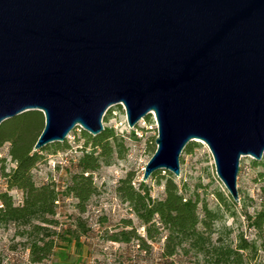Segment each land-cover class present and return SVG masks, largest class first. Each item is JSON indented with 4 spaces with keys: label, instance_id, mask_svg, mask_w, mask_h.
<instances>
[{
    "label": "water",
    "instance_id": "1",
    "mask_svg": "<svg viewBox=\"0 0 264 264\" xmlns=\"http://www.w3.org/2000/svg\"><path fill=\"white\" fill-rule=\"evenodd\" d=\"M115 105L156 117L143 182L199 140L239 203L242 158L264 157V0H0V125L42 112L38 151Z\"/></svg>",
    "mask_w": 264,
    "mask_h": 264
},
{
    "label": "rangeland",
    "instance_id": "2",
    "mask_svg": "<svg viewBox=\"0 0 264 264\" xmlns=\"http://www.w3.org/2000/svg\"><path fill=\"white\" fill-rule=\"evenodd\" d=\"M150 115L131 128L123 105H115L108 110L103 119L104 128L113 129L120 137L123 147L116 149L110 165L103 164L94 173L97 192L84 214L76 208L75 198L63 194L71 176L78 171L77 164L84 153V130L77 127L69 134L63 142L68 144V149L54 152L51 148L44 152V160L33 170L34 180L38 186L54 183L61 195L56 208L57 226L54 228L58 233L57 247L53 255L40 264H194L198 258L204 264H215L213 257L207 259L194 252H180L172 259L165 258L164 239L158 237L154 241L149 240L145 227L117 192L120 182L130 173L134 175L135 187L139 188L146 165L157 150V121L154 114ZM195 143L198 145L193 148L192 153L186 151L190 143L181 155L180 176L176 177L163 170L161 175H173L186 198L194 197L201 201V218L203 203L219 212V219L214 226V239L220 237L224 243L234 245L237 237L242 235L248 242H257L258 249L244 252L241 262L231 264H264V235L250 227L245 217V213L254 215L262 207L264 164L254 166L255 160L252 157L242 158L238 190L241 191L245 205L237 203L236 215L233 216L219 205L216 193L221 192L225 196H229V193L217 176L212 153L202 141L197 140ZM9 148V143L0 148V159L6 160L7 171L15 167L9 156ZM261 162L264 163V157ZM1 166L0 162V194L8 191L15 204L19 205L22 203V193L8 190L6 180L1 174ZM145 183L153 198H164L165 181L160 180L159 176H151ZM128 221L132 222L137 234L147 242L146 249L140 248L138 240L130 243L109 240L111 233L130 229L126 228ZM81 223L86 231L79 226ZM23 233V228L14 223L0 226V264H34L30 261L29 242ZM72 233L80 237L78 244L64 241Z\"/></svg>",
    "mask_w": 264,
    "mask_h": 264
},
{
    "label": "trees",
    "instance_id": "3",
    "mask_svg": "<svg viewBox=\"0 0 264 264\" xmlns=\"http://www.w3.org/2000/svg\"><path fill=\"white\" fill-rule=\"evenodd\" d=\"M150 116L148 115V118ZM44 125V114L39 111L23 113L0 125V148L9 143V156L15 163V167L7 171L6 160L0 159L1 174L6 180L8 190H17L23 197L22 203L16 205L8 191L0 194V226L14 223L23 228V236L29 242L30 261L34 264L48 260L57 247L58 233L54 228L57 226L56 208L61 192L54 183L38 186L34 180L33 170L44 160L45 151L53 148L54 152H57L69 148L67 143H53L34 151ZM83 138L84 153L78 161V171L71 176L69 184L63 191L64 195L77 200L76 208L82 214L86 212L91 198L97 192L94 173L103 164L110 165L116 149L120 150L123 147L120 137L113 129H105L97 136L84 131ZM197 145L192 142L186 151L192 153ZM253 164L261 166L264 163L254 161ZM152 176H159L160 180L165 181L163 199L153 198L145 182H141L139 188H136L135 178L131 173L120 182L117 192L145 227L147 238L152 241L158 237L164 239L165 258L172 259L180 252H194L207 259L213 257L215 264H231L241 262L244 252L258 249L256 241L248 242L242 235L237 237L234 245L224 243L220 237L214 239V226L219 219V212L203 203L201 218L199 213L201 201L194 197L186 198L173 175L168 173L165 177L159 171ZM216 194L220 207L233 216L236 215L235 208L238 204L232 197L221 192ZM239 195L240 204L244 206L240 190ZM261 202L262 207L259 211L254 215L245 213V217L250 227L264 235V187L261 189ZM79 226L86 231L82 223ZM126 228L130 229L111 233L108 236L109 240L117 243L138 240L140 248L146 249L147 242L137 234L131 221H128ZM79 240L80 237L74 233L68 239H64L68 244L74 242L78 244ZM194 264L204 263L198 258Z\"/></svg>",
    "mask_w": 264,
    "mask_h": 264
}]
</instances>
